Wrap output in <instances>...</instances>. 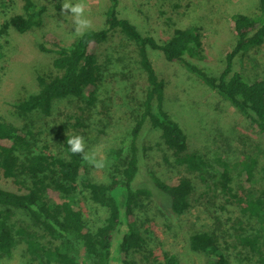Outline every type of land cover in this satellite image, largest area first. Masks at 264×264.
<instances>
[{
  "label": "trees",
  "instance_id": "trees-1",
  "mask_svg": "<svg viewBox=\"0 0 264 264\" xmlns=\"http://www.w3.org/2000/svg\"><path fill=\"white\" fill-rule=\"evenodd\" d=\"M257 1V12L253 15L240 12L232 15L230 28L235 40L217 75L207 73L191 60L200 57L203 51L196 27H176L166 40L159 42L119 15L118 0H107L102 26L86 29L71 42L44 30L45 6L33 0H22V13L12 12L0 21V39L9 30L24 33L36 29L38 49L55 53L48 65L35 71L38 90L11 104L20 115L33 111L48 115L54 101L67 96L93 105L101 73L98 56L102 46L116 33L133 44L147 82L143 110L131 130L129 155L120 176H111L108 181L91 179L83 154L72 153L66 144L67 137L80 135L78 129L84 127L81 115L74 118V131L62 137L61 154L54 155L38 144L29 129L6 121L0 114V179L10 183V187L0 186V261L9 258L17 245L24 244L27 253L40 264H182L176 253L162 251L157 255L148 246L149 219L140 220L137 216V210L152 195L149 187L132 185L138 168L134 140L144 118H148L172 151L174 165L196 174L206 186L217 188L226 201L238 207L239 213L258 224L252 233H244L241 219L236 218L233 237L247 249L239 257V264H264V187L254 191L243 183L254 180L256 156L248 154L239 161L236 176L240 179L235 181L229 161L215 157L219 169L205 154L189 151L186 134L163 108L165 82L154 69L148 53V48L160 51L166 61L180 63L249 119L264 140V75L251 81L233 69L235 56L264 41V0ZM111 151L117 158L122 149ZM261 171L264 175V165ZM152 180L166 196L171 213L179 215L190 207L195 187L189 176H180L169 183L152 174ZM78 187L85 188L89 198L106 211L103 221L94 229L85 223L75 205ZM13 208L26 211L29 217L26 226L15 227ZM213 222H217L213 229L189 235V247L204 256L202 264H229L220 240L223 234L217 233L221 222L218 218ZM229 236L232 234L228 233Z\"/></svg>",
  "mask_w": 264,
  "mask_h": 264
},
{
  "label": "rangeland",
  "instance_id": "rangeland-1",
  "mask_svg": "<svg viewBox=\"0 0 264 264\" xmlns=\"http://www.w3.org/2000/svg\"><path fill=\"white\" fill-rule=\"evenodd\" d=\"M45 6L44 30L58 34L64 42L77 36L70 11H62L64 0H33ZM76 3L78 0H67ZM87 5L85 17L88 28L102 26L107 0H83ZM22 0H0V21L12 12H23ZM257 0H118L119 15L128 18L142 34L152 35L163 42L176 27H196L201 34L203 51L200 57L191 58L209 74L217 75L224 67L225 54L234 44L230 19L234 13L253 15L257 12ZM87 28V29H88ZM38 31L18 33L9 30L0 39V114L6 121L29 129L38 139V144L54 155L61 154V139L74 131L72 123L81 115L84 127L78 132L84 138L85 152L97 153L104 167L97 168L85 161L89 177L96 181H108L111 176H120L123 162L129 155L132 142L131 130L143 110L146 90L145 73L138 64L132 43L116 33L106 42L99 53L100 82L93 105H86L77 97L67 96L54 101L50 114L33 111L20 115L11 106L27 94L38 90L36 73L55 57L53 52L38 49ZM154 69L165 82L162 105L186 134L188 150H196L208 160L221 157L231 163L234 180L240 160L253 155L257 158L254 180L243 182L256 191L264 187V140L259 136L249 119L244 118L223 100L215 90L207 87L196 75L178 62L166 61L160 51L148 48ZM233 69L248 80L264 75V41L243 55L234 58ZM137 154V173L132 181L134 187L146 186L152 190L142 209L137 210L140 220L149 219L147 226L148 246L159 255L162 251L176 253L182 264H202L204 256L190 249L189 235L198 230L213 229L218 218L221 243L229 264H239L247 249L233 237L236 218L242 221L244 233H252L258 224L239 213L234 203L212 185L206 186L196 174L174 165L172 151L161 138L160 130L144 118L134 140ZM121 148L116 158L112 149ZM152 174L165 182L173 183L180 176H189L194 183L190 207L182 214L169 211L166 196L155 187ZM0 186L10 183L0 179ZM75 205L80 209L85 223L92 229L101 224L106 211L94 203L85 188L75 192ZM14 210L15 227L26 226L29 217L22 209ZM228 233L232 236L228 237ZM223 238L225 240H223ZM264 250V244H263ZM0 264H40L32 259L25 245H17L9 258Z\"/></svg>",
  "mask_w": 264,
  "mask_h": 264
},
{
  "label": "clouds",
  "instance_id": "clouds-1",
  "mask_svg": "<svg viewBox=\"0 0 264 264\" xmlns=\"http://www.w3.org/2000/svg\"><path fill=\"white\" fill-rule=\"evenodd\" d=\"M87 5L83 0H78L76 3H68L67 0H64L62 4V11H70L73 24L75 25V33L77 35L82 34L89 26L90 21L85 17V10ZM66 144L69 150L74 154H83V159L92 164L97 168L104 167L103 160H97L95 151L89 153L85 152L84 138L80 135H73L67 137Z\"/></svg>",
  "mask_w": 264,
  "mask_h": 264
}]
</instances>
